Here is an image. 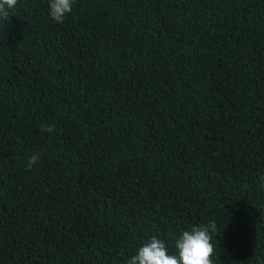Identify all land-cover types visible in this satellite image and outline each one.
<instances>
[{
	"label": "trees",
	"instance_id": "obj_1",
	"mask_svg": "<svg viewBox=\"0 0 264 264\" xmlns=\"http://www.w3.org/2000/svg\"><path fill=\"white\" fill-rule=\"evenodd\" d=\"M49 9L0 18V264H127L213 220L214 264H264V0Z\"/></svg>",
	"mask_w": 264,
	"mask_h": 264
},
{
	"label": "clouds",
	"instance_id": "obj_2",
	"mask_svg": "<svg viewBox=\"0 0 264 264\" xmlns=\"http://www.w3.org/2000/svg\"><path fill=\"white\" fill-rule=\"evenodd\" d=\"M18 0H0V18L7 19L9 10L15 8ZM50 15L57 23H64L68 14L72 12L73 0H49ZM42 133H51L54 126L47 124L40 128ZM39 154L29 157L28 170L37 163ZM264 180V177H261ZM217 232L215 220L185 230L175 239V254H169L163 240L153 235L148 242L139 247L127 264H214L215 253L212 244V234Z\"/></svg>",
	"mask_w": 264,
	"mask_h": 264
}]
</instances>
